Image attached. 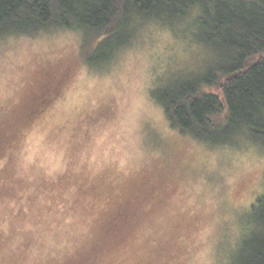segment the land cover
<instances>
[{"label": "rangeland", "instance_id": "obj_1", "mask_svg": "<svg viewBox=\"0 0 264 264\" xmlns=\"http://www.w3.org/2000/svg\"><path fill=\"white\" fill-rule=\"evenodd\" d=\"M196 32L144 19L98 66L81 29L0 36V264H239L264 147L183 134L151 95L208 70Z\"/></svg>", "mask_w": 264, "mask_h": 264}, {"label": "trees", "instance_id": "obj_2", "mask_svg": "<svg viewBox=\"0 0 264 264\" xmlns=\"http://www.w3.org/2000/svg\"><path fill=\"white\" fill-rule=\"evenodd\" d=\"M147 18L189 22L215 54L205 72L152 90L171 127L213 145L248 140L264 147V0H0V36L81 29L100 52L94 64L86 61L93 66L130 43ZM252 207L239 264H264V195Z\"/></svg>", "mask_w": 264, "mask_h": 264}]
</instances>
